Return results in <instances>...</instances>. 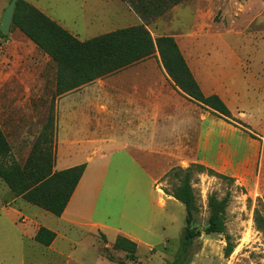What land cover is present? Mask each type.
I'll return each instance as SVG.
<instances>
[{
    "label": "rangeland",
    "instance_id": "1",
    "mask_svg": "<svg viewBox=\"0 0 264 264\" xmlns=\"http://www.w3.org/2000/svg\"><path fill=\"white\" fill-rule=\"evenodd\" d=\"M11 1L0 0V23ZM24 1L82 42L143 24L122 0ZM147 29L154 39L173 37L191 68H224V84L238 92L229 97L230 107L246 112L253 130L264 135V0H186L148 23ZM145 62L150 65L129 70L112 86L127 92L138 82L146 90L140 81L158 79L152 87L156 92L161 78L157 67L164 69L160 57ZM82 95L80 102L61 107L57 125L55 64L19 30L12 28L8 39L0 36V126L16 161L24 166L42 144L54 147L57 172L90 167L71 206L78 222L71 230L57 223V217L15 197L0 180V264H173L177 258L186 264H264V196L253 198L235 180L193 168L198 212L192 226L200 236L184 253L186 208L169 201L165 191L175 192L185 174L175 175L180 167L169 166L173 160L157 156L150 161L136 150L148 144L145 135L133 133L128 99L96 86ZM77 104L83 112L69 118L67 109ZM101 104L108 107L105 115L98 111ZM99 120L108 122V131L97 130ZM72 121L79 126L74 128ZM45 133L48 144L41 138ZM100 153L110 158L100 161ZM129 154L144 164L132 163ZM212 196L219 201L228 198L225 235L205 232ZM42 226L67 234L57 243L63 254L35 241ZM117 229L140 240L136 262L114 248ZM227 237L235 248L228 258Z\"/></svg>",
    "mask_w": 264,
    "mask_h": 264
},
{
    "label": "trees",
    "instance_id": "2",
    "mask_svg": "<svg viewBox=\"0 0 264 264\" xmlns=\"http://www.w3.org/2000/svg\"><path fill=\"white\" fill-rule=\"evenodd\" d=\"M139 16L143 24L123 28L106 35L82 42L57 22L30 3L20 0L15 14L13 28L22 32L39 50L46 54L56 66V93L58 96L74 92L151 58L160 57V62L174 82L175 87L189 101L198 104L204 110L224 119L229 124L241 129L256 139L250 126L233 118L225 102L217 95L205 96L188 63L173 37L154 39L147 29L151 23L168 13L186 0H122ZM2 38L8 39L0 32ZM52 127H47V130ZM41 138L48 144V134ZM201 173L208 172L219 178L226 176L215 173L202 165H192L189 169H178L175 175L184 173L185 177L172 194L183 204L187 212V225L183 235V252L187 253L200 233L193 228L194 214L198 212L196 197L191 185L192 169ZM86 165L68 170L55 171L54 147L38 144L24 166L20 165L12 147L0 126V180L17 198L50 213L62 217L77 187L79 186ZM180 172V173H178ZM231 180V179H230ZM211 214L206 229L207 235L226 234V209L228 198L219 201L215 196L209 199ZM57 235L41 227L35 241L49 248ZM225 256L234 252V246L227 237ZM114 248L125 252L128 258L137 261V244L127 238L118 237ZM173 264H186L177 258Z\"/></svg>",
    "mask_w": 264,
    "mask_h": 264
},
{
    "label": "crops",
    "instance_id": "3",
    "mask_svg": "<svg viewBox=\"0 0 264 264\" xmlns=\"http://www.w3.org/2000/svg\"><path fill=\"white\" fill-rule=\"evenodd\" d=\"M148 65L150 63L142 62L118 74L97 80L93 84L84 86L79 90L58 96L55 111L57 125L59 124L58 115L61 107L68 102H80L83 98L82 94L89 88L96 86L101 91L115 92V95L121 96V100H129L132 109L130 125L133 133L135 135H145L143 138L148 144L145 149H143V146H138L136 150L144 154L147 159L152 161L158 156L166 161L173 160L171 164L168 162V165L172 166V168L180 167L186 169L192 165H202L218 174L235 180L239 185L245 187L253 198L264 196V135L261 136L253 130L248 123L249 116L246 112L239 107L234 109L230 107L229 97L231 95L236 96L238 92L233 90L230 85L224 84L226 80L224 78L225 74L222 72L224 68L216 65L191 68L188 64L205 96H219L231 111L233 118L252 128L257 137L256 139L229 124L224 119L204 110L198 104L189 101L179 93L174 82L166 75L165 70L159 67H157L159 70L157 75L161 76V78L159 83L157 82L158 88L156 92H154L152 87L158 79L150 80L146 78L143 79L144 81H140L148 87L146 90L140 89L138 82L127 92L120 91L115 85L114 87L112 86L113 83L122 80V76L129 70ZM80 108L81 106L78 104L69 107L67 109L68 117L72 119L78 117L80 112H83ZM98 111L105 115L108 113V107L105 104H101L98 107ZM72 123L74 128L79 126L76 121H72ZM108 127L107 121H98V131L106 132L109 129ZM143 138H141L142 141ZM105 142L98 141L96 143L104 144ZM96 156H98L100 161L110 158L106 153H100ZM128 157L132 163H136L139 166L144 164L143 161L141 162V158L134 154H129ZM92 161L90 159V162ZM70 168L72 167L67 168V170ZM89 170L90 167L88 166L63 216L57 217V223L68 226L70 230L72 226L78 223L72 213H70L71 206ZM166 196L169 201L178 202L173 197ZM96 224L100 228H107L100 223ZM45 228L57 235L56 240L49 248H53L56 252L63 254L59 251L57 243L60 239H67V234H60L58 229L51 226ZM116 237H124L131 240L138 245V248L141 244L140 240L127 232H123L121 229H117ZM106 239L108 241L107 245L111 246L109 239L107 237Z\"/></svg>",
    "mask_w": 264,
    "mask_h": 264
},
{
    "label": "water",
    "instance_id": "4",
    "mask_svg": "<svg viewBox=\"0 0 264 264\" xmlns=\"http://www.w3.org/2000/svg\"><path fill=\"white\" fill-rule=\"evenodd\" d=\"M20 0H12L9 6L4 11L1 23H0V32L9 37L11 35V30L14 26L15 14L18 7V2Z\"/></svg>",
    "mask_w": 264,
    "mask_h": 264
}]
</instances>
